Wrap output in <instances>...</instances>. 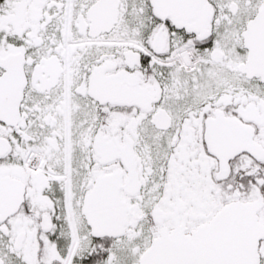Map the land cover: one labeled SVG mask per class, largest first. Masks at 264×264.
<instances>
[{
  "label": "snow or ice",
  "instance_id": "snow-or-ice-1",
  "mask_svg": "<svg viewBox=\"0 0 264 264\" xmlns=\"http://www.w3.org/2000/svg\"><path fill=\"white\" fill-rule=\"evenodd\" d=\"M0 264H264V0H0Z\"/></svg>",
  "mask_w": 264,
  "mask_h": 264
}]
</instances>
